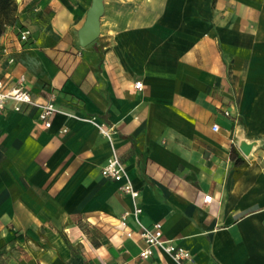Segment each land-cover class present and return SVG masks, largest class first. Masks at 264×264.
Listing matches in <instances>:
<instances>
[{"label":"crops","instance_id":"0c3cea01","mask_svg":"<svg viewBox=\"0 0 264 264\" xmlns=\"http://www.w3.org/2000/svg\"><path fill=\"white\" fill-rule=\"evenodd\" d=\"M15 1L0 79L23 76L60 111L50 127L26 104L0 111V249L19 230L30 264H177L159 248L139 257L144 241L125 235L138 226L130 195L101 174L104 122L140 222L160 221L191 253L184 264H264V0H104L86 46L92 0ZM232 147L247 163L238 175Z\"/></svg>","mask_w":264,"mask_h":264},{"label":"built area","instance_id":"2783aa9c","mask_svg":"<svg viewBox=\"0 0 264 264\" xmlns=\"http://www.w3.org/2000/svg\"><path fill=\"white\" fill-rule=\"evenodd\" d=\"M28 34L29 29L21 30L20 39H27ZM22 81L23 76H20L16 84L6 87L4 80L0 79V111L5 110L9 102H11V108L14 111H20L22 105L26 104L35 107L38 110L39 121L44 126L50 127L53 116L60 111L59 108L55 105L53 99L40 101L34 98L31 91L22 84ZM134 87L141 89L142 81L136 80L134 82ZM66 114L72 115L67 112ZM225 114H228V111H225ZM95 124L98 130L107 138L110 145V154L101 167V174L108 179L120 182L121 191L130 195L133 200V209L130 211V213L133 215L138 228L136 230H126L125 235L133 236L134 233H137L139 238L144 241L145 246L140 250L139 257L148 258L152 254L154 248H159L168 253L177 264H184L186 261H192V255L188 250H185L183 247L174 244L171 239L164 237L162 223L160 221L153 222L150 227H147L140 222L138 215L142 208L137 203L139 191L130 181L126 167L117 154L113 143V135L115 131L113 127L108 126L104 122H98ZM218 128V124L215 123L212 125L213 130H218ZM62 131H66V128H63ZM210 199V194L203 196L204 201H208ZM128 213L129 212L127 211L122 215L120 220L121 224H126L125 217Z\"/></svg>","mask_w":264,"mask_h":264},{"label":"rangeland","instance_id":"374dc122","mask_svg":"<svg viewBox=\"0 0 264 264\" xmlns=\"http://www.w3.org/2000/svg\"><path fill=\"white\" fill-rule=\"evenodd\" d=\"M29 239L32 238L28 232L14 230L12 239L0 249V264H30L28 251L25 250V245L22 243L23 240ZM39 240L46 242V235L40 233L38 240L36 242L31 240L30 245L33 248L40 247L44 243H39Z\"/></svg>","mask_w":264,"mask_h":264},{"label":"water","instance_id":"95a60500","mask_svg":"<svg viewBox=\"0 0 264 264\" xmlns=\"http://www.w3.org/2000/svg\"><path fill=\"white\" fill-rule=\"evenodd\" d=\"M104 12V0H92L84 22L77 31L78 43L86 46L97 38L100 33V18Z\"/></svg>","mask_w":264,"mask_h":264},{"label":"trees","instance_id":"16d2710c","mask_svg":"<svg viewBox=\"0 0 264 264\" xmlns=\"http://www.w3.org/2000/svg\"><path fill=\"white\" fill-rule=\"evenodd\" d=\"M17 3L15 0H0V32L5 23L16 22L15 11ZM230 156L233 162V169L236 175L240 174L247 166V163L240 157L235 147L230 150Z\"/></svg>","mask_w":264,"mask_h":264}]
</instances>
